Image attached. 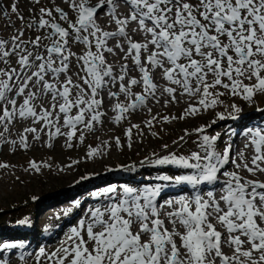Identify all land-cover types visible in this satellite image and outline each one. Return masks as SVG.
I'll return each instance as SVG.
<instances>
[{"label": "snow or ice", "instance_id": "obj_1", "mask_svg": "<svg viewBox=\"0 0 264 264\" xmlns=\"http://www.w3.org/2000/svg\"><path fill=\"white\" fill-rule=\"evenodd\" d=\"M41 2L31 0L33 5ZM48 4L38 12L29 9L27 18L18 0L10 12L0 4V15L12 32L8 38L0 35V146L28 150L31 137L52 148L63 137L64 146L72 148L73 141L84 144L86 135L95 134L106 121L119 126L135 113L150 114V105L179 103L178 97L189 98L185 113L191 116L215 109L226 94L249 104L264 95V0ZM109 56L119 62H110ZM230 107L217 120H237L242 109L235 103ZM109 111L114 115L109 117ZM257 111L264 115V108ZM176 118L164 116L163 122ZM157 119L153 116L146 127ZM18 125L22 131L11 139ZM210 126L195 130L198 150L178 154L165 145L164 154L153 153L140 162L170 166L178 173L94 191L96 203L85 209L59 247L51 252L40 247L26 255L34 256L35 264H264V180L258 178L264 176V126L245 125L226 133L247 141L236 154L239 163L232 158V144L218 151L222 136L209 135ZM139 127L126 129L128 148L132 129ZM190 135L185 130L179 139ZM113 139L115 147L123 148L119 137ZM102 145L88 146L86 157L103 156L112 147L109 141ZM230 163L237 171L226 170ZM42 167L50 165L30 161L25 170L39 173ZM136 169L130 164L118 170ZM169 187L179 192L164 196ZM27 246L23 240L0 241V264H10L6 254ZM26 255L19 257L25 264Z\"/></svg>", "mask_w": 264, "mask_h": 264}, {"label": "rangeland", "instance_id": "obj_2", "mask_svg": "<svg viewBox=\"0 0 264 264\" xmlns=\"http://www.w3.org/2000/svg\"><path fill=\"white\" fill-rule=\"evenodd\" d=\"M13 2L14 0H0V4H2L4 8L9 9V12L10 6ZM57 2H59V0H57ZM41 6H50L48 4V0H42L41 5H33L31 3V0H18V8L26 18L31 16L29 9H34L38 12L39 7ZM12 19L16 21V27L19 28L21 25L20 22L16 20L15 15L12 16ZM6 24L7 22L5 21L3 16L0 15V35H2L4 38H8L12 34V32L7 29ZM136 38L137 40L141 39L140 36H136ZM114 43L115 41L113 42V44ZM109 57L119 62L117 57ZM245 82L247 83V81ZM221 91L223 90L221 89ZM178 98L180 100L182 98L184 100L189 99L187 96ZM220 99L222 100V104H218L215 109H209L208 111L201 110L199 113L191 116L185 113V109L188 107L187 104L175 103L174 105H171L169 103L165 107L163 106V103H161L150 106L152 108L150 114L147 112V110L135 113L130 117V122L126 120L122 122L119 126L110 124L109 121H107L108 124H104L103 130H101L100 134L93 136L91 135L92 138L89 142L85 141L84 144H79L78 142L74 141V148L70 153L73 159L76 161L78 160L79 163H77V166L73 165L72 167H67V171L70 173L74 172L73 174H75L76 176H83V172H79L80 169H83V167H86L88 170H93L92 177L98 176L97 178L100 180L99 181L97 180V178H94L93 180L95 181L93 182L102 188H105L109 185H120L125 183L135 185L141 182H147L148 179L146 178H151L153 180L152 174L144 176L143 173H153L154 171H158L160 174L161 172L158 169H165L166 166L154 168L151 165L147 164L141 165L140 162L151 157L153 153L164 154V146H169L168 141L174 135L180 138L185 135V130L190 133H193V135L185 137V141H180V139L178 138L177 140H175L171 147H168V150L172 151V149L176 150L183 145V149H186L188 151L187 153L184 152V154L187 155L192 151L198 150V145L197 143H195L198 138L194 133L195 130L201 126L211 125L208 128L209 135H215L217 133L221 134L222 140L218 143V151H223L224 147L221 145V143L225 141V138H229L230 140L229 135L223 134V130H227L226 126H228L229 122L236 124L239 121L244 122L246 120L252 119L254 121L259 120L258 123L264 125V115L257 111V108H264V95H257V97L255 98L256 103L252 104L241 100L239 97H232L227 94L221 97ZM191 102L195 103L196 98H193ZM233 103H235L242 109V112L238 114L239 118L237 120H232L230 118L225 119L223 121L217 120L218 114H225L227 116L228 113L232 111L230 105ZM153 116L158 117V119L153 122L152 127H146V122L151 120ZM164 116L177 118L170 120V122L168 123H165L163 122ZM181 116H184V118H179ZM214 120H216V123L212 124V121ZM132 124H138L140 125V127L138 129H132V147L128 148V137L125 135V131L126 129L131 127ZM233 128L234 126L231 127V129ZM228 132L229 131H227V133ZM114 137L120 138L121 144L124 145L123 148L115 147L113 139ZM13 138L14 137H12L11 139ZM242 139H239L240 142L238 145L234 144L233 142V150L237 151V153L244 149L245 144L247 142L245 138ZM29 141L30 143H32V147L28 150H24L19 147L13 149L12 147H10V145H7L4 148L0 147V164L9 165V167L0 168V241L13 242L14 239L18 237V233L14 231V228H17L19 225H17V223L13 225L12 222L17 219H21L23 221L26 220L28 221V223L30 222L34 225V230L37 234L35 237L32 238V242H35L36 240V242H38V240L41 241L38 242V245L36 247L37 251L38 248L43 247V244L46 240H50V238H41L42 234H47L54 231V228L57 226V223L49 222L46 213H41L40 211L43 210V208L45 209L46 207L55 208V205L59 202H63V206L67 205L68 197L72 196L73 194H68V196L63 194H52V197L49 195L53 192H56L58 190V187L59 189L66 187L71 180L69 179V181L63 183L60 179L59 181H54L53 179L55 177L54 175H50V173H53L55 170L46 167H42L39 173L25 170L29 168L30 161H35L38 164H52L51 166H58L59 163L62 165H66L67 163H69V156L64 152L61 147L65 144V139L61 141L62 143L59 142L56 146H54L53 144L52 148L42 146L41 142L32 141L31 137ZM102 141L111 142L112 147L107 150L106 154H104L103 156H97L95 159L87 158L86 150H88V146H91L92 148H103ZM35 144L36 146H34ZM228 144H232V142L230 141ZM228 144L226 142V145ZM245 154L248 158H250L252 155V149L248 148ZM231 155L232 158L236 159V163L240 162L239 159L236 158V154L232 153ZM100 159H103L107 166L104 167L103 165L98 163ZM92 161H95L96 163H98V165H95V167H93V163H91ZM130 164L137 165V169L135 172L127 173L118 170L119 166ZM229 166V168L225 167L227 171H237L233 164L230 163ZM109 168L117 170L109 171ZM109 173H115V175H117V177L114 178L111 182L109 181L110 179L108 178V176H106ZM241 175L248 176V174L242 170ZM118 176L122 177L123 179L120 180ZM248 178L252 179V177L250 176ZM219 179L223 181L226 179V177L221 176L219 177ZM260 179L263 180L261 177ZM88 188L89 186H85L84 192L79 194V196L83 198L87 197L88 195H91L94 190L88 191ZM50 189L53 191L50 192ZM43 191L45 193L43 194V196L48 195L49 197H43V201L36 199L38 196H40ZM90 202L92 203L91 199L86 201L82 212H84L85 209L91 205ZM95 203L96 200L94 201V204ZM62 205L57 209L58 211L59 209H63ZM13 210H16V213L12 212ZM69 214L70 213H67V215ZM67 215H60L58 217V220L62 221L66 218ZM56 219L57 218H55L54 220ZM78 220L79 218L75 220V223H73L71 227L75 226ZM28 245L30 244L28 243ZM29 249H17L15 250V254L12 256L20 257L22 253L26 255L28 252L33 253L35 250L34 249L31 251ZM47 251L51 252L52 250L47 249ZM9 255L10 253L6 254L5 258H8ZM10 264H25V262L19 259L18 261L10 262ZM26 264H35V257H27L26 255Z\"/></svg>", "mask_w": 264, "mask_h": 264}, {"label": "bare ground", "instance_id": "obj_3", "mask_svg": "<svg viewBox=\"0 0 264 264\" xmlns=\"http://www.w3.org/2000/svg\"><path fill=\"white\" fill-rule=\"evenodd\" d=\"M95 1V0H94ZM101 23H103V21H101ZM4 31V30H3ZM11 33V32H10ZM136 38V37H135ZM137 39V38H136ZM114 42V41H113ZM112 42V43H113ZM108 59H109V61L110 62H113V63H118L116 60H113V59H111V57H108ZM133 75H137L136 73H134ZM157 80H158V82L159 83H161V84H165V82L163 81V80H160V78H159V74H157ZM135 91H140V89L139 88H137ZM179 99V98H178ZM179 103H181V104H189V99H187V100H184L183 98L180 100L179 99ZM192 103V102H191ZM171 105H174V104H172V103H170ZM150 106H153V105H150ZM162 106V105H161ZM110 107V106H109ZM168 110V109H167ZM112 115H114L111 111H109L108 112V116L109 117H111ZM242 117H244V116H242ZM133 118V117H132ZM135 118V117H134ZM110 124H112L111 122H109ZM105 124H108L107 123V121L105 122ZM126 124V123H125ZM258 125H260V126H264L263 124H259L258 123ZM104 126V125H103ZM226 128H227V130H223V134H226L227 133V131H229L231 128L230 127H228V126H226ZM112 129V128H111ZM123 129V128H122ZM101 130H103V127H101L100 128V130L99 131H97L95 134H87L86 135V139H85V141H90L91 140V135L93 136V135H99L100 134V132H101ZM19 131H22V128L18 125L17 126V128L14 130V134L11 136V138L12 137H14L13 139H17V136L15 135V132H19ZM237 131H239V130H237ZM242 138H245V137H242ZM241 138V139H242ZM64 138L63 137H60V138H58L56 141H54L53 142V144H54V146H56L59 142L60 143H62L61 141L63 140ZM240 139V140H241ZM29 140H30V137H29ZM242 140H244V139H242ZM233 142H234V144H239V138H234V140H233ZM75 142L73 141V144H74ZM64 144V143H63ZM86 144V143H85ZM7 145H9V144H3L2 146H0L1 148H4V147H6ZM34 146H36V144L34 145ZM41 146V145H40ZM42 146H43V144H42ZM80 146V145H79ZM11 147V146H10ZM62 147V149L64 150V152L69 156V163H67L66 165H69V164H72V165H75V166H77V163H73L74 161H76V160H74L73 159V157L71 156V151L73 150V148L74 147H72V148H66L64 145L63 146H61ZM77 147H78V145H77ZM59 148V147H58ZM83 148V147H82ZM16 149V148H15ZM77 149V148H76ZM7 150V149H6ZM55 150V149H54ZM59 150V149H58ZM10 151V150H9ZM14 151V150H13ZM79 151V150H78ZM87 151V150H86ZM233 154H237V151H234L233 150ZM108 155V154H107ZM110 157V156H109ZM78 161V160H77ZM98 161V160H97ZM112 162V161H111ZM91 163H93V167H95V165H98V163H100L101 165H103L104 167L105 166H107L106 165V163H105V161L103 160V159H100L99 160V162L98 163H96L95 161H92ZM56 164V163H55ZM65 164V163H64ZM109 164V163H108ZM52 165V164H51ZM50 165V167H46V168H49V169H53V170H55L53 173H50V175H54V181H59V179L61 180V182L63 183V182H66V181H69V179H71L70 180V182H69V184H67V186L66 187H63L62 189L60 188L59 189V187H58V190L56 191V192H53V193H51V194H49L50 196L52 195V194H56V195H60V194H63V195H66V196H68V194H73L72 196H70V197H68V203H67V205H65V206H63L62 205V203L63 202H59V203H57L56 205H55V208H47L46 209V211H49L50 210V213L47 215L48 216V220H49V222H51V223H57V226L54 228L55 230H54V236L50 239V240H46L45 241V243L43 244V247L47 250H54L55 248H57V247H59V245L63 242V239L65 238V236H66V234L69 232V230L71 229V226L73 225V223H75V220H77L78 218H80V217H82L83 215H84V212H82V209L84 208V206H85V204H86V201L87 200H89V199H91L92 200V203H91V205L90 206H92L93 204H94V201L95 200H93V198H92V195H88L87 197H81V196H79V194H81L82 192H84V189H85V186H89V188L87 189L88 191H92V190H94V191H96V190H102L103 188L102 187H100V186H98V185H96L93 181H95V180H93L94 178H97L98 176H95V177H92V174H93V170H88L86 167H83V169H80V171L79 172H83V176H80V175H75V174H73L74 172H68L67 171V166L66 165H62V164H60L59 163V165L58 166H56V165H53V166H51ZM79 165V164H78ZM117 166H118V164H117ZM89 167V166H88ZM226 167H230L229 166V164L228 165H226ZM43 168H45V167H43ZM93 169V168H92ZM99 170V169H98ZM227 170V169H226ZM49 171V170H48ZM60 171V172H59ZM35 172V171H34ZM33 172V173H34ZM63 175H62V174ZM98 173V172H97ZM106 176H108V178L110 179L109 181L111 182L114 178H116L117 177V175H115V173H109L108 175H106ZM83 177H88L87 179H84V180H82V178ZM263 180H264V176H260ZM260 177H258L259 179H260ZM118 178L121 180V179H123L122 177H120V176H118ZM253 178V177H252ZM106 179V178H105ZM97 180H99L98 178H97ZM100 181V180H99ZM48 182V181H47ZM59 183V182H58ZM118 185V184H117ZM51 187V186H50ZM43 190V189H42ZM86 190V191H87ZM51 191H53V190H51L50 189V192ZM40 194V193H39ZM43 194H45L44 193V191L40 194V196H38L36 199H39L40 201H43L42 199H43V197H45V198H47V197H49L48 195L47 196H43ZM170 194H166V193H164V196H169ZM52 197V196H51ZM56 197V196H55ZM59 197V196H58ZM38 200V201H39ZM39 201V202H40ZM55 201V200H54ZM77 201H79V203H80V207L79 208H77V207H75V202H77ZM48 202V201H47ZM63 206L62 208V210H60L59 209V211L57 210L60 206ZM88 205V204H87ZM89 206V207H90ZM41 213H45V211L44 210H41L40 211ZM65 213H70L69 215H67L66 216V218L65 219H63L62 221H60V220H58V217L61 215H63V214H65ZM55 218H57L56 220H54ZM161 218L162 219H165L166 220V217L163 215V210H162V216H161ZM1 220V219H0ZM53 227V226H52ZM52 231V230H51ZM50 236V235H49ZM37 245H38V243H35V244H33L32 245V247L30 248V250L32 251V250H34V252L33 253H35L36 252V247H37ZM228 249H225V251H227ZM27 257H29V256H27ZM31 257H33V256H31ZM8 258H10V262H14V261H18L19 260V257L18 256H16V257H14V256H10V257H8Z\"/></svg>", "mask_w": 264, "mask_h": 264}, {"label": "trees", "instance_id": "obj_4", "mask_svg": "<svg viewBox=\"0 0 264 264\" xmlns=\"http://www.w3.org/2000/svg\"><path fill=\"white\" fill-rule=\"evenodd\" d=\"M162 134V133H161ZM175 136V135H174ZM174 136H172L171 137V139L168 141V143H169V147H171L172 146V144L175 142V140H177L178 139V137H174ZM184 148V146H182V147H180V148H178L177 150H176V152L177 153H179V154H184V152H188L186 149H183ZM183 149V150H182ZM12 212H14V213H16V210H13Z\"/></svg>", "mask_w": 264, "mask_h": 264}]
</instances>
